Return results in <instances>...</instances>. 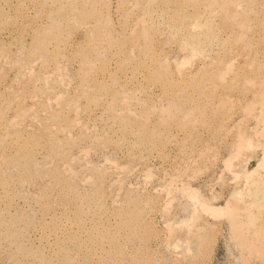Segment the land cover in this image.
Listing matches in <instances>:
<instances>
[{
	"label": "rangeland",
	"instance_id": "obj_1",
	"mask_svg": "<svg viewBox=\"0 0 264 264\" xmlns=\"http://www.w3.org/2000/svg\"><path fill=\"white\" fill-rule=\"evenodd\" d=\"M0 264H264V0H0Z\"/></svg>",
	"mask_w": 264,
	"mask_h": 264
}]
</instances>
